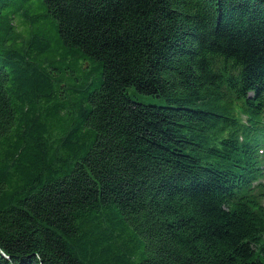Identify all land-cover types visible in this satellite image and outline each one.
Listing matches in <instances>:
<instances>
[{"label":"trees","instance_id":"1","mask_svg":"<svg viewBox=\"0 0 264 264\" xmlns=\"http://www.w3.org/2000/svg\"><path fill=\"white\" fill-rule=\"evenodd\" d=\"M0 264H264V0H0Z\"/></svg>","mask_w":264,"mask_h":264},{"label":"rangeland","instance_id":"2","mask_svg":"<svg viewBox=\"0 0 264 264\" xmlns=\"http://www.w3.org/2000/svg\"><path fill=\"white\" fill-rule=\"evenodd\" d=\"M128 92L131 97L137 99L138 101L144 102V103L162 104L164 102L162 101L161 98L139 93L133 87L129 88Z\"/></svg>","mask_w":264,"mask_h":264}]
</instances>
